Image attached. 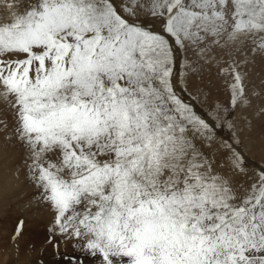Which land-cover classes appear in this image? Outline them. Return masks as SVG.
<instances>
[{"label":"snow or ice","instance_id":"snow-or-ice-1","mask_svg":"<svg viewBox=\"0 0 264 264\" xmlns=\"http://www.w3.org/2000/svg\"><path fill=\"white\" fill-rule=\"evenodd\" d=\"M213 69L228 101L204 113L189 79ZM0 97L68 264H264V164L242 149L253 120L264 143V0H0Z\"/></svg>","mask_w":264,"mask_h":264},{"label":"rangeland","instance_id":"rangeland-1","mask_svg":"<svg viewBox=\"0 0 264 264\" xmlns=\"http://www.w3.org/2000/svg\"><path fill=\"white\" fill-rule=\"evenodd\" d=\"M179 70L180 69L178 66L177 72H179ZM188 89L190 93H194L195 102L198 105L199 109L204 113H211L212 108L210 109V107H215L219 103L227 104L228 93L224 84V78L218 77L216 75L215 69L211 71V75H209V72L205 70L202 79L199 76H192L189 79ZM196 89H202L201 91L204 94L199 96V94L195 93ZM259 104L260 101H254L255 106H259ZM206 106L209 108L208 110ZM248 112L251 111L244 110L243 115L245 114L246 116L241 117V109L238 108L233 114L234 117L240 118L241 126L246 124L247 120L253 119V116H249V114L252 115V113ZM247 113L249 117L247 116ZM0 117V119H8L9 128L7 131L10 132L12 125L10 115H5V113H3L2 115H0ZM245 117L247 118L245 119ZM243 121L246 122L244 123ZM254 122V124H257V126H259L257 128L258 133L251 142L245 139V144L242 146L243 152L248 157V167L250 169H255L261 163L264 164L263 161L259 159L261 157V153L259 152H261V148L264 145V143H262L260 139L261 137H259L258 130H260V123L258 125V122L256 120H254ZM217 131L220 133L219 138L229 137L231 135L230 130L226 126L218 129ZM1 134L2 133H0V135ZM256 138L260 141L255 140ZM254 140L256 142H254ZM251 145L255 147H249ZM13 151L15 152L14 160L15 166L17 168L20 165V158L22 153L15 148H13ZM18 178L21 183V185L19 186V193L14 197L11 194H6L4 197L5 205L2 208L0 207V258H2V260L5 257L7 258V254H9L10 249L12 250V252H15V248L11 244H9L8 237L12 234L13 229L17 224V219L22 218L25 221V225L23 236L20 240V249L25 250L27 253L22 254V257L25 258V260L21 261L20 264H27V262H30L29 264H37L38 261L41 262V264H68V262L63 259V256L73 255V248L71 247V245L61 244L59 248V252L61 253V255L58 256L56 255L52 245H45L44 241L47 239V228L52 218L51 213L47 210L36 211L27 207V203L30 197H32L33 195V189L25 180L22 171L19 174ZM37 234H40V238H37ZM14 252L13 254L15 255V258L18 262V253ZM2 253H4L5 256ZM26 254L28 255V257H25ZM26 259H29V261H26Z\"/></svg>","mask_w":264,"mask_h":264},{"label":"bare ground","instance_id":"bare-ground-1","mask_svg":"<svg viewBox=\"0 0 264 264\" xmlns=\"http://www.w3.org/2000/svg\"><path fill=\"white\" fill-rule=\"evenodd\" d=\"M258 83V81H257ZM200 85V84H199ZM204 89V88H203ZM189 90V89H188ZM202 90V89H201ZM200 96V94H199ZM199 96H196V97H199ZM205 101V100H204ZM204 103V102H203ZM207 103V102H206ZM209 105V104H208ZM210 106V105H209ZM205 107V106H204ZM207 107V106H206ZM213 109V107H210V109ZM209 108L207 107V110ZM212 111V110H211ZM3 113H5V115H9L8 111L6 110L5 108V101L3 99V97H0V115H2ZM248 113H251V112H248ZM248 113H247V116H248ZM246 116L245 114L243 115V117ZM249 116H252L251 114H249ZM248 116V117H249ZM1 118V117H0ZM11 118V116H10ZM247 118V117H245ZM250 120V119H249ZM252 120V119H251ZM244 123L246 121H243ZM258 122V125H259V121ZM253 123L254 120H253ZM259 126H257L256 124V128H258ZM259 131V130H258ZM258 133V132H257ZM257 135V134H256ZM260 137V135H259ZM261 139V138H260ZM257 141H260L258 140L257 138L255 139ZM254 140V142H256ZM262 141V140H261ZM5 138H4V134L2 133L0 135V207L2 208L4 205H5V195L6 194H11L13 197L16 196L20 189H19V186L21 185L20 181H19V178H16L14 176L15 172H16V166H15V160H14V156H15V152L13 151V148L10 147V146H5ZM260 143V142H259ZM258 143V144H259ZM249 147H255L253 145L249 146ZM258 150V149H257ZM261 157L259 159H261L264 163V145L262 146L261 148ZM258 153V154H259ZM260 156V155H259ZM262 164V163H261ZM45 216V215H44ZM46 217V216H45ZM47 219V218H46ZM49 226V225H48ZM37 238H40V234H37ZM21 242V241H20ZM22 244V243H21ZM27 249V248H26ZM10 251L12 252V250L10 249ZM9 251V254H7V258L3 257L4 259L2 260V258H0V264H20L21 261H24L25 258L22 257V254L23 253H27L25 250H21L19 251V253L17 254L18 257H19V261L17 262V259L15 258V255L13 254V252L11 253ZM30 251V250H29ZM14 253H17L16 250ZM4 254V253H2ZM5 256V254H4ZM9 256V257H8ZM28 257V255L26 254L25 257ZM26 261H29V259H26ZM31 261V260H30ZM53 262V261H52ZM51 262V263H52ZM30 262H27V264H29ZM62 264V263H60Z\"/></svg>","mask_w":264,"mask_h":264}]
</instances>
